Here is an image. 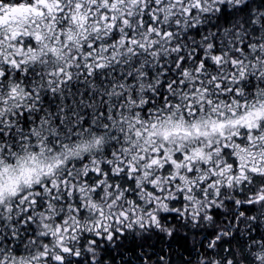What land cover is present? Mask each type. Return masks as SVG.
I'll use <instances>...</instances> for the list:
<instances>
[{"label": "snow or ice", "instance_id": "snow-or-ice-1", "mask_svg": "<svg viewBox=\"0 0 264 264\" xmlns=\"http://www.w3.org/2000/svg\"><path fill=\"white\" fill-rule=\"evenodd\" d=\"M0 264H264V0H0Z\"/></svg>", "mask_w": 264, "mask_h": 264}]
</instances>
